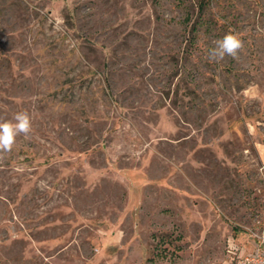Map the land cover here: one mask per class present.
Masks as SVG:
<instances>
[{"label":"rangeland","instance_id":"374dc122","mask_svg":"<svg viewBox=\"0 0 264 264\" xmlns=\"http://www.w3.org/2000/svg\"><path fill=\"white\" fill-rule=\"evenodd\" d=\"M0 0V264H233L264 225V0ZM232 32L235 58H209Z\"/></svg>","mask_w":264,"mask_h":264},{"label":"clouds","instance_id":"9594fccd","mask_svg":"<svg viewBox=\"0 0 264 264\" xmlns=\"http://www.w3.org/2000/svg\"><path fill=\"white\" fill-rule=\"evenodd\" d=\"M209 58L220 63L226 56L235 58L243 48L241 38L232 32L225 34L221 39L214 41ZM32 131L31 118L25 112H18L10 121L0 122V153L10 152L19 135L28 136Z\"/></svg>","mask_w":264,"mask_h":264},{"label":"built area","instance_id":"2783aa9c","mask_svg":"<svg viewBox=\"0 0 264 264\" xmlns=\"http://www.w3.org/2000/svg\"><path fill=\"white\" fill-rule=\"evenodd\" d=\"M249 243L233 264H264V225L247 230Z\"/></svg>","mask_w":264,"mask_h":264},{"label":"trees","instance_id":"16d2710c","mask_svg":"<svg viewBox=\"0 0 264 264\" xmlns=\"http://www.w3.org/2000/svg\"><path fill=\"white\" fill-rule=\"evenodd\" d=\"M207 3V0H202V2L200 3V8L202 9Z\"/></svg>","mask_w":264,"mask_h":264}]
</instances>
